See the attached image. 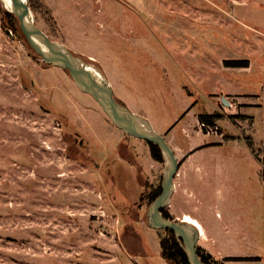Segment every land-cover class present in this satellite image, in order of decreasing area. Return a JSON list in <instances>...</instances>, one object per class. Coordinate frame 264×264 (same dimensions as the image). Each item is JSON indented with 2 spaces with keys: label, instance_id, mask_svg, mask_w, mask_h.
Instances as JSON below:
<instances>
[{
  "label": "rangeland",
  "instance_id": "374dc122",
  "mask_svg": "<svg viewBox=\"0 0 264 264\" xmlns=\"http://www.w3.org/2000/svg\"><path fill=\"white\" fill-rule=\"evenodd\" d=\"M27 2L50 40L98 68L117 102L173 147L179 168L167 210L204 228L197 249L264 264V177L255 163L264 150V0ZM4 12L0 0V264H168L165 232L147 226L163 164L67 71L40 59L17 19L6 31ZM202 114L223 117L208 133ZM235 222L258 240L217 243L219 226Z\"/></svg>",
  "mask_w": 264,
  "mask_h": 264
},
{
  "label": "water",
  "instance_id": "95a60500",
  "mask_svg": "<svg viewBox=\"0 0 264 264\" xmlns=\"http://www.w3.org/2000/svg\"><path fill=\"white\" fill-rule=\"evenodd\" d=\"M2 1L4 9L17 18L28 46L40 59L46 64L67 71L76 88L90 96L109 121L124 135L159 148L163 161L160 194L147 210V226L152 230L173 232L180 242L188 264H203L197 256V244L201 236L199 230L185 220L177 222L166 219L161 214V210L168 208L171 202L175 190L174 180L179 168L178 160L164 138L155 132L146 119L117 102L110 82L98 68L73 55L65 45L50 40L35 25L27 0H15L16 3L12 0ZM222 102L224 106H229L224 98Z\"/></svg>",
  "mask_w": 264,
  "mask_h": 264
},
{
  "label": "trees",
  "instance_id": "16d2710c",
  "mask_svg": "<svg viewBox=\"0 0 264 264\" xmlns=\"http://www.w3.org/2000/svg\"><path fill=\"white\" fill-rule=\"evenodd\" d=\"M5 19H8V24H10L9 28H5L6 31H9L12 33V29L15 30V26H16V17L10 13H8L7 11L3 13ZM18 21V20H17ZM19 23V22H18ZM24 37V36H23ZM25 40V38H24ZM26 41V40H25ZM30 48V47H29ZM224 66L226 68H240V69H245L249 67V63L247 61H226L224 62ZM221 117L223 116H219V115H206V114H202L198 116V121L200 124H203L205 127L208 128H213L216 126L217 121H219L220 119H222ZM230 119H233V116H229ZM245 144L247 145L248 148H252V140L250 137H246L244 139ZM148 147H149V152H150V156L151 158L158 163H162V156L160 153V150L157 146L153 145V144H149L148 143ZM263 158H264V150H263ZM256 159H258L257 155H256ZM259 162H261L260 160H258ZM160 194V186H158L154 192H152L149 195V200L150 202H153L158 195ZM161 214L163 215L164 218L169 219V220H173L170 217V214L166 209L161 210ZM165 232V237L160 238L159 239V246H160V256L163 260H165L168 264H188L186 255L180 245V242L175 238L173 232L171 231H164ZM197 256L199 257V259L201 260V262L203 264H224V262L227 261H232V262H240V261H246V259H236V258H232V259H224L222 261L218 260L215 256H213L210 253H204V252H200L199 249H197ZM259 258H256V260H258ZM255 260V259H254ZM247 261H252V259H247Z\"/></svg>",
  "mask_w": 264,
  "mask_h": 264
},
{
  "label": "crops",
  "instance_id": "0c3cea01",
  "mask_svg": "<svg viewBox=\"0 0 264 264\" xmlns=\"http://www.w3.org/2000/svg\"><path fill=\"white\" fill-rule=\"evenodd\" d=\"M229 113H231L230 115H233V116H238V117H241V118H249L250 119L249 121L251 123V127L253 126L254 120H253L252 117L242 116L241 112H229ZM136 114H137V112H136ZM187 114H188V112H186L183 115V117H182L183 119L179 120L177 123L178 124H180V123L182 124L183 121L185 120ZM197 119H198V117H197ZM198 123H199V121H198ZM161 129L164 130L163 128H161ZM171 130L166 131L165 134L167 132H169V134H171L173 132ZM181 132L188 133L189 131L186 129V126L183 125V126H181ZM171 139H172V137L169 140L170 144H171ZM171 148H173V147H171ZM177 148L180 149V147H177ZM172 150H174V149H172ZM258 160H260L261 162H259ZM255 163H256L257 166H259V170H257V173L259 174L258 177L259 178H261V176L264 177V158L263 157H258V159H255ZM226 201L227 200L225 199L224 202H226ZM227 207H230V210H233L234 212H236L235 209H234L235 207H233V206H227ZM229 225H230V223H227L225 225L219 226V230L217 231V240H218L217 243H219V244H230L231 242H236V243L248 242V243H251V240L253 242H255L259 238V236H257L258 234L256 235V232H254L255 234L252 233L251 227H247V226L245 227V224H239L238 222H235V223H233V226H229ZM231 228H233V229H231ZM230 229H231V231H230ZM203 230H204V228H203ZM205 233L206 232L204 230V235H205ZM259 259L261 261L260 257H259ZM218 260L222 261V260H224V258H220V259L218 258ZM256 262H257V260H256ZM241 263H247V262H244V261H240V262H224V264H241Z\"/></svg>",
  "mask_w": 264,
  "mask_h": 264
},
{
  "label": "bare ground",
  "instance_id": "6f19581e",
  "mask_svg": "<svg viewBox=\"0 0 264 264\" xmlns=\"http://www.w3.org/2000/svg\"><path fill=\"white\" fill-rule=\"evenodd\" d=\"M12 1L16 3L15 0H12ZM183 220H185V222H188V223L194 225L199 230L200 235H201L200 237L202 238V236L204 235V232H203V228L201 227V225H199L196 221L192 220L191 218L190 219L184 218Z\"/></svg>",
  "mask_w": 264,
  "mask_h": 264
},
{
  "label": "built area",
  "instance_id": "2783aa9c",
  "mask_svg": "<svg viewBox=\"0 0 264 264\" xmlns=\"http://www.w3.org/2000/svg\"><path fill=\"white\" fill-rule=\"evenodd\" d=\"M199 126L201 127V129L207 130L208 133L210 132L211 128L205 127L203 124H200V123H199Z\"/></svg>",
  "mask_w": 264,
  "mask_h": 264
},
{
  "label": "flooded vegetation",
  "instance_id": "af4514ba",
  "mask_svg": "<svg viewBox=\"0 0 264 264\" xmlns=\"http://www.w3.org/2000/svg\"><path fill=\"white\" fill-rule=\"evenodd\" d=\"M80 144H82V143L80 142Z\"/></svg>",
  "mask_w": 264,
  "mask_h": 264
}]
</instances>
